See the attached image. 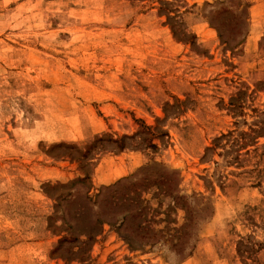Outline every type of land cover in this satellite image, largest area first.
<instances>
[{
  "label": "rangeland",
  "instance_id": "1",
  "mask_svg": "<svg viewBox=\"0 0 264 264\" xmlns=\"http://www.w3.org/2000/svg\"><path fill=\"white\" fill-rule=\"evenodd\" d=\"M166 1L0 0V264H264V0Z\"/></svg>",
  "mask_w": 264,
  "mask_h": 264
},
{
  "label": "trees",
  "instance_id": "2",
  "mask_svg": "<svg viewBox=\"0 0 264 264\" xmlns=\"http://www.w3.org/2000/svg\"><path fill=\"white\" fill-rule=\"evenodd\" d=\"M162 1L166 5L170 4L166 0H162ZM171 11L172 10L167 8V12H171ZM218 24L220 25L217 28L220 37L222 36L224 38V42H226V44L228 46H235V44H233V45L231 44L229 39L225 37L223 31H221V28H223L225 25H223L222 23H218ZM173 31H174V29H173ZM182 34L185 35L186 33L183 32ZM243 95H245L244 92L243 91H239L238 94L232 95L230 97L228 103H227L226 109L231 113V115L233 117L244 116L243 115L244 114L243 110H244V107H245V102H244V100L242 98ZM252 111L258 112L257 109H255L254 107H253ZM263 112L264 111H261L260 113L263 114ZM258 123H264V119L254 121V123H252L250 126H248V130L249 131L241 130L236 135H234L233 132H231V131H228L227 134L221 133L219 136H217V137H215L213 139V142H212L211 146L210 147H206L205 149L206 150L207 149H212L214 151L217 148H221L227 153H229V151H235L237 153H236L234 158L237 159V158H239V155H240V153H238V152L241 149H244L247 146L251 145L250 143H252V145H255L256 144V139L259 136H263L264 135V130L261 131L262 129H264V127L259 126ZM254 126H257L258 128L254 127ZM145 128L148 129V127H145ZM257 132L258 133H262V134L260 135ZM253 133H257V135L255 137H253L251 140H248V137L252 136ZM225 136H227V138L225 139V143H221L220 140L223 139ZM226 145H228L231 150L225 149ZM247 152H249V151L246 150L245 153H247ZM219 154L221 155V153H219ZM252 172H254V174L251 175L252 180L255 181V184H256L255 186H259L261 184V182H262V177H263L264 170L257 169V170H254ZM119 182L120 181L118 180L113 185L105 186L106 192L108 193V196H106V197H109L108 199H110V202L112 203V204L110 203V212H112L113 214H115L117 212L118 208L121 207L119 205V203H118L119 201L117 200V197H118V195L120 193H124V190L125 191L129 190V193H132V195H130V197H127L128 199L126 198V200H127L126 203H128L130 206H132L133 207L132 209H137V207L140 206L141 202L143 201L142 199L139 198L138 193L135 190L136 189L135 186L138 184L137 182H135V183L133 182L132 184H129V185L120 184ZM161 184L164 185L169 190L174 184V178L171 177L170 179L162 182ZM129 193L125 192L124 194H129ZM175 197H176L177 202L182 199L181 196H175ZM112 199H114V200H112ZM183 205H184V208L186 210V224L183 227H181L180 229H182V231L184 233L182 235L183 236H187L188 233L185 232V228H188V227H190V225H192V223H193V213L191 212L190 208L187 205H185V204H183ZM144 207L145 206H141L139 208V211L137 212V214L131 215V218L134 219V217L139 216L143 212ZM123 220H124V218L121 219V221H123ZM98 225H100V223ZM141 226L143 227L144 225H141ZM138 227H139V225L136 224V228H138ZM141 229H146V227L144 226ZM155 234H157V232L153 231L152 235H155ZM183 242L184 241H181V242H179V244L178 243L176 244V247H177L178 250H181V251L184 250ZM243 245H244L243 243H240V246H238V248H237L238 252L241 251L243 253L242 256H244L246 259L250 258L252 256V254L255 253L253 248H250V249L246 250L244 248H241V246H243ZM191 252H192V249L188 252L187 255H190ZM244 253H246V254L244 255Z\"/></svg>",
  "mask_w": 264,
  "mask_h": 264
}]
</instances>
